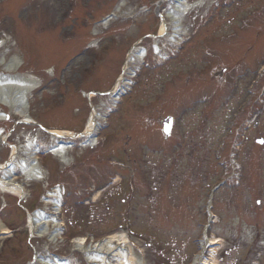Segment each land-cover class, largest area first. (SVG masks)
I'll use <instances>...</instances> for the list:
<instances>
[{
    "label": "rangeland",
    "instance_id": "374dc122",
    "mask_svg": "<svg viewBox=\"0 0 264 264\" xmlns=\"http://www.w3.org/2000/svg\"><path fill=\"white\" fill-rule=\"evenodd\" d=\"M159 1L0 0V74L17 57L24 64L17 75L41 81L30 96V115L48 130L81 133L90 117L89 94L106 114L113 104L103 94L116 85L128 53L138 42L149 49L145 62L132 67L133 86L105 121L99 144L71 146L70 166L50 154L55 143L36 125L14 114L0 122L8 136V144H0V164L12 146L22 150L37 139L48 175L43 184L27 180L26 203L0 192V231L13 236L0 238V264H33L35 250L39 257L81 264L73 239L101 243L112 235L129 238L136 264H187L198 250L206 191L223 181L222 163L229 162L234 170L213 205L217 224L210 239L223 240L213 254L220 264H264V145L256 142L264 139V98L228 135L250 88L264 94V0H190L185 36L173 46L171 29L153 39L161 28L158 13L172 7L157 8ZM157 41L162 57L151 50ZM0 111L12 114L1 105ZM169 116L174 127L166 137ZM47 185L66 191L56 243L38 239L29 227L45 208L40 200Z\"/></svg>",
    "mask_w": 264,
    "mask_h": 264
},
{
    "label": "bare ground",
    "instance_id": "6f19581e",
    "mask_svg": "<svg viewBox=\"0 0 264 264\" xmlns=\"http://www.w3.org/2000/svg\"><path fill=\"white\" fill-rule=\"evenodd\" d=\"M173 7L172 11L167 13V17H164V22L161 25L160 35L168 32V29H172V34L177 38L180 36H185L184 28V18L185 15L193 7L190 5V0H172ZM176 1V2H175ZM107 23L105 26L109 25ZM146 54L137 52L133 55L132 62H143ZM143 59V60H142ZM21 60L19 58H14L6 65V71L17 73L20 69ZM10 74V73H9ZM17 75V74H16ZM16 75H0V102L5 107L12 110L16 115L27 118V103L29 98L34 91L38 90L40 87V81L34 77L29 76H16ZM4 118V115L0 114V120ZM57 138H69L68 133L57 132ZM58 146L52 149V154L58 159L62 160L64 163H67L68 160V149L66 146H60L61 143H57ZM38 145L35 142H29L23 150L20 148H14V152L18 155L16 160L14 159L11 164L2 169L0 174V189L3 193H11L19 196H23V187L16 182V177L19 173H23L26 176V179L29 181L32 180H42L45 174V171L40 165V159ZM22 155L21 160L20 155ZM52 196H50L51 198ZM62 196L59 195V201L50 202L48 204L54 206L56 212L53 214L43 212L38 213L34 219L30 220V228L32 231H37L40 236H44L52 232L53 241L59 238V228L62 226L58 223L56 215L60 214L62 211L60 209V200ZM50 200V199H48ZM58 213V214H56ZM63 227V226H62ZM9 231L5 228L1 229V234H8ZM128 239L121 238L118 235L110 236L104 243L100 246V253L96 250L98 247H94V252L89 254V260L92 264H136V259L133 256L132 251L127 250ZM82 242H80L81 244ZM221 243V240L218 238H213L211 244L214 248V252H217V246ZM79 244V243H78ZM113 252V254L111 253ZM107 255V256H106ZM112 258H111V257ZM52 264H60L56 261H50ZM43 264L48 263L45 259L42 262ZM41 263V264H42ZM67 264V263H61ZM203 264H218L216 259L204 260Z\"/></svg>",
    "mask_w": 264,
    "mask_h": 264
},
{
    "label": "water",
    "instance_id": "95a60500",
    "mask_svg": "<svg viewBox=\"0 0 264 264\" xmlns=\"http://www.w3.org/2000/svg\"><path fill=\"white\" fill-rule=\"evenodd\" d=\"M166 127H167V130H169V127H170V122H169V120H168L167 123H166Z\"/></svg>",
    "mask_w": 264,
    "mask_h": 264
},
{
    "label": "snow or ice",
    "instance_id": "6c2138e0",
    "mask_svg": "<svg viewBox=\"0 0 264 264\" xmlns=\"http://www.w3.org/2000/svg\"><path fill=\"white\" fill-rule=\"evenodd\" d=\"M167 131V130H166ZM261 143H264V141H260ZM257 203H259V201H257Z\"/></svg>",
    "mask_w": 264,
    "mask_h": 264
}]
</instances>
